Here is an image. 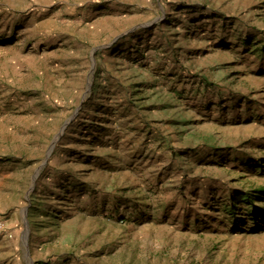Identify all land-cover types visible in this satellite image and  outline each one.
<instances>
[{
    "label": "rangeland",
    "instance_id": "374dc122",
    "mask_svg": "<svg viewBox=\"0 0 264 264\" xmlns=\"http://www.w3.org/2000/svg\"><path fill=\"white\" fill-rule=\"evenodd\" d=\"M0 264H264V0H0Z\"/></svg>",
    "mask_w": 264,
    "mask_h": 264
}]
</instances>
